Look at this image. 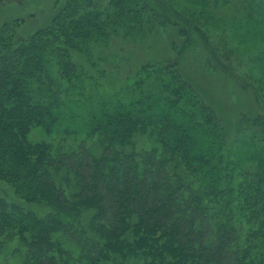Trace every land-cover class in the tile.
I'll list each match as a JSON object with an SVG mask.
<instances>
[{
    "label": "trees",
    "instance_id": "16d2710c",
    "mask_svg": "<svg viewBox=\"0 0 264 264\" xmlns=\"http://www.w3.org/2000/svg\"><path fill=\"white\" fill-rule=\"evenodd\" d=\"M59 2L28 39L0 26V255L16 246L20 264H264V108L240 116L231 140L176 61L146 63L124 81L128 101L62 127L63 107L94 87L79 59L147 9ZM35 128L49 139L30 141Z\"/></svg>",
    "mask_w": 264,
    "mask_h": 264
},
{
    "label": "rangeland",
    "instance_id": "374dc122",
    "mask_svg": "<svg viewBox=\"0 0 264 264\" xmlns=\"http://www.w3.org/2000/svg\"><path fill=\"white\" fill-rule=\"evenodd\" d=\"M59 4L0 0V26L14 24L15 37L28 39L50 24ZM142 5L146 21L137 28H118L107 43L92 45L79 59L94 87L88 85L75 104L63 107L62 127L69 121L81 126L82 119L102 104L128 101L130 82L125 86L124 81L140 65L176 61L183 78L215 110L232 140L240 116H254L264 108V0H142ZM28 139L49 136L35 128ZM236 149L243 157L252 151L245 144ZM15 247L1 253L0 264L21 263Z\"/></svg>",
    "mask_w": 264,
    "mask_h": 264
}]
</instances>
